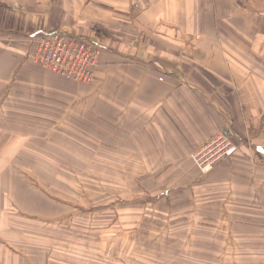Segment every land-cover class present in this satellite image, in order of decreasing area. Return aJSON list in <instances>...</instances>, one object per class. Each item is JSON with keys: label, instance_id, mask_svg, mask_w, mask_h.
I'll return each instance as SVG.
<instances>
[{"label": "rangeland", "instance_id": "374dc122", "mask_svg": "<svg viewBox=\"0 0 264 264\" xmlns=\"http://www.w3.org/2000/svg\"><path fill=\"white\" fill-rule=\"evenodd\" d=\"M261 11L264 14V9ZM19 28L15 25L13 29ZM259 30L264 34L262 29ZM23 31H26L25 28ZM48 32L52 31H43ZM25 34L17 38H22V44L27 49L26 60L32 64L29 60L36 38L30 39V34L24 37ZM257 47L258 43H247V50L256 52ZM258 55L261 59H247L249 74L244 78L247 80V91L239 90L235 74H229L226 80L218 74L212 75L209 82L216 87L219 86L217 78L221 77L224 82L220 83V93L215 97L222 98L221 94L227 96L235 91L251 95L250 103L256 106L252 111L258 114L257 118L254 120L246 115L244 123L239 124L237 129L241 139L257 141L264 146V42ZM102 56L103 51L100 50L89 84L58 76L67 80L60 82L68 86L92 84ZM217 63V60L209 61L212 66H217ZM33 65L52 73L40 64ZM218 67L228 69L227 64ZM199 77L192 72L194 86L190 88L191 82L185 75L156 73L153 76L156 97L168 99L165 96L172 93L170 87H176L179 79L184 87L190 88H181L190 94L191 99V104H184L202 108L205 92L195 85L196 81L201 83ZM37 78L39 82L46 79L41 73ZM107 78H116L117 81L120 77L112 73ZM15 81L17 76L11 80ZM249 85L251 89H248ZM143 90L141 86H129L128 91L124 88L117 90L119 97L113 98L116 105L103 108L116 120L106 126H101V119L99 122V118H95L92 108L73 102L75 97L70 93L62 101L63 107L70 105L63 119L68 121L70 129L77 130L79 127L83 130L80 140L73 142L70 134L71 146L60 145L48 155H34L26 151L15 155V162L24 166H12L15 170L13 176H9L10 168L5 166L8 174L0 179L8 183L13 181L12 190L16 194H25L22 195L24 198L31 194L33 200L32 203L18 202V195L12 197L7 187H3L5 205L12 209L3 213L5 233L2 235L10 246H7V255H17L22 264H233L237 259L240 264H264V218L255 225L257 232H237L236 227L238 231L244 227L239 220H246L229 217L222 203L229 186V181L224 180L223 166H230L231 157L238 151L234 134L227 137L237 148L227 157L204 152L202 162L201 159L195 161L202 156L197 152L203 144L220 134L224 135L223 132L213 136L209 133L210 136L189 150L187 155H180V147L167 155L181 165L172 162L171 166H161L156 149L147 145L149 139L140 127L144 117L143 107L139 106V113L133 116L127 104L132 95L141 96ZM207 96L210 103L214 102L213 95L207 93ZM194 97L203 106L196 104ZM53 111L61 117L59 109ZM132 117L137 121H132ZM251 159L252 167L247 156L245 171H238L251 175L253 185L257 177L254 166H264V161L258 156ZM206 161L211 162L210 168ZM232 162L231 166H237ZM214 170L220 172V182L212 181L218 177L211 174ZM209 174L210 181H207ZM262 174L264 176V167ZM254 191L264 199V177L260 189Z\"/></svg>", "mask_w": 264, "mask_h": 264}, {"label": "crops", "instance_id": "0c3cea01", "mask_svg": "<svg viewBox=\"0 0 264 264\" xmlns=\"http://www.w3.org/2000/svg\"><path fill=\"white\" fill-rule=\"evenodd\" d=\"M262 9L264 0H0V177L7 176L8 168L9 176H13L12 166H24L15 162V155L24 151L48 155L60 145L71 146L70 134L73 142L80 140L83 130L70 129L68 121L63 119L70 105L63 107L62 101L70 93L75 97L73 102L92 108L95 118L99 122L101 119V126H106L116 121L103 111L104 107L116 105L111 95L119 97L116 91L120 88L128 91L129 86H141L144 88L141 96L132 95L130 100L127 98V104L133 116L139 113V106L143 107L140 127L149 139L147 145L156 149L159 165L171 166L172 162L181 165L167 155L178 147L182 148L180 155H187L209 133L213 136L223 132L237 137L238 151L231 157L237 166H231V160L230 166H223L224 180L229 181V186L222 203L229 217L246 220H239L244 227L239 231L236 227L237 232H257L255 225L264 218V199L254 190L260 189L264 166H254L257 177L253 185L251 175L238 170L245 171L247 156L250 166L251 158L256 156L263 162L264 146L241 139L232 122L235 109L244 108L246 115L256 120L258 114L252 111L256 106L250 103L251 95H241L238 91L227 96L221 94L222 98L215 95L220 93V83H224L221 77L226 80L229 74L237 76L240 91H247L244 79L249 74L247 59H261L258 50L264 42V34L259 30L264 31ZM15 25L20 28L13 29ZM45 30L67 32L101 47L103 56L92 84L64 85L60 77L27 62L26 45L17 37H23V33H26L24 37L38 35ZM247 43H258L257 53L247 50ZM214 60L219 62L217 66L209 64ZM220 64H227L228 69H220ZM152 67L162 74L185 75L191 82L190 88L194 86L192 72L200 76L201 83L196 81L195 85L205 92L204 107L184 104H191V99L181 88H190L184 87L179 79L177 86L171 88L172 93L165 96L168 99L151 94V90L156 91ZM40 73L46 79L39 82ZM112 73L120 78L108 79ZM216 74L221 76L217 78V87L209 82L210 76ZM14 76L17 81L11 82ZM206 92L213 95L214 102H209ZM194 100L203 106L195 97ZM215 104H218L216 108ZM53 109H59L61 117ZM131 120L137 121L133 117ZM216 170L211 173L218 175L212 180L215 183L222 180ZM13 186V181L0 179V264H22L17 255L6 254L10 246L2 235L5 233L3 213L12 209L5 205L3 187H7L12 197L18 195V202H33L31 194L24 198L25 194H16ZM230 225L234 230L232 221ZM233 264L240 261L237 259Z\"/></svg>", "mask_w": 264, "mask_h": 264}, {"label": "built area", "instance_id": "2783aa9c", "mask_svg": "<svg viewBox=\"0 0 264 264\" xmlns=\"http://www.w3.org/2000/svg\"><path fill=\"white\" fill-rule=\"evenodd\" d=\"M34 39V50L30 54V61L40 64L57 76L64 77L80 84H89L93 79V67L101 47L78 36H67L58 31L48 33L30 34ZM98 47V48H97ZM217 135V134H216ZM206 145V146H205ZM236 146L225 135H218L208 143L203 144L197 154L204 152L216 153L220 156H229L236 150ZM209 159V157L207 158ZM209 168L211 162L206 161ZM213 165V164H212Z\"/></svg>", "mask_w": 264, "mask_h": 264}, {"label": "trees", "instance_id": "16d2710c", "mask_svg": "<svg viewBox=\"0 0 264 264\" xmlns=\"http://www.w3.org/2000/svg\"><path fill=\"white\" fill-rule=\"evenodd\" d=\"M103 51V50H102ZM99 59H100V57H99ZM151 70L156 74V73H160L159 71H158V69L157 68H155V67H152L151 68ZM162 74V73H161ZM59 78V77H58ZM60 80H62V81H64V82H66L67 80H65V79H62V78H60ZM161 80H162V78H161ZM68 82H70V81H68ZM71 83V82H70ZM170 88H172V87H170ZM168 93V92H167ZM151 94H153L154 96H156V92L154 91V90H151ZM162 96V95H161ZM111 98L113 99V98H115V96H114V94H112L111 95ZM122 99V98H121ZM244 118H246V110H245V108L242 110V111H240V110H238V109H235V115H234V117H233V120H232V122H233V127H239L238 125L239 124H241L242 125V123H244ZM241 122V123H240ZM263 126H264V121H263Z\"/></svg>", "mask_w": 264, "mask_h": 264}]
</instances>
